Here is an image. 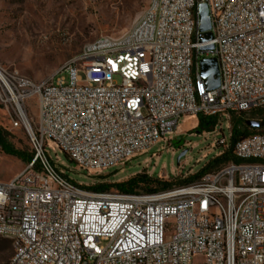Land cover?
<instances>
[{
  "label": "built area",
  "instance_id": "1",
  "mask_svg": "<svg viewBox=\"0 0 264 264\" xmlns=\"http://www.w3.org/2000/svg\"><path fill=\"white\" fill-rule=\"evenodd\" d=\"M200 3L209 8V42L200 41ZM204 58L218 62L213 91L200 75ZM0 104L35 153L0 181L9 264H195L197 256L264 264V132L236 141L238 162L149 193H88L45 150L54 145L79 169L102 172L167 143L184 117L203 115L217 117L204 134L223 154L232 135L223 119L264 108V0H149L129 31L87 43L50 79L0 65Z\"/></svg>",
  "mask_w": 264,
  "mask_h": 264
},
{
  "label": "rangeland",
  "instance_id": "2",
  "mask_svg": "<svg viewBox=\"0 0 264 264\" xmlns=\"http://www.w3.org/2000/svg\"><path fill=\"white\" fill-rule=\"evenodd\" d=\"M148 3L149 0H0V65L17 70L36 82L50 79L87 43L102 36L118 38L129 31ZM36 103L37 98L27 101L34 119ZM185 120L188 123L192 118L184 117L167 143L161 141L148 153L102 172L79 169L54 145H46L45 150L54 160L58 159L59 168L88 193H98L92 189L96 184L107 185L104 192L127 193L114 184L136 175L152 177L153 182L140 183L134 193H145L148 188L164 190L200 179L230 162L202 171L220 156L217 155L220 149L214 143V134H204L210 131L194 132L198 118L193 125L183 126ZM248 121L263 123L264 108L230 114L229 119H223L231 132L238 123L241 130L249 134L264 132V127L255 130ZM0 134V181H9L33 161L35 153L27 134L22 129L11 128L1 104ZM181 140L180 146L174 143ZM30 155L32 159L29 160ZM12 253L10 241L0 236V264H9ZM195 264H202L200 256L195 257Z\"/></svg>",
  "mask_w": 264,
  "mask_h": 264
},
{
  "label": "trees",
  "instance_id": "3",
  "mask_svg": "<svg viewBox=\"0 0 264 264\" xmlns=\"http://www.w3.org/2000/svg\"><path fill=\"white\" fill-rule=\"evenodd\" d=\"M197 118H198V125L196 128H194V132H197L200 134L204 131H212L214 129L216 122H217V117H214V116L206 117L203 115H198ZM239 125H240V123L236 124V126L234 127V130L232 132L230 148L227 151H225L223 154H221L220 156H217L212 161H210L203 168L202 171H206L207 169H209L213 165H217V164H220L222 162H227L228 160L235 161V162L239 161L233 155V152H232L233 146L239 138H242V137L249 134L248 132H245L244 130L242 131L241 128L239 127ZM261 127H264V121H263V123H261L259 125V127L255 128V130H257L258 128H261ZM0 141H1V134H0ZM174 143H176V144L179 143L178 146H180V144L182 143V140L181 141H175ZM7 150H9L10 152L15 153V154L18 153L13 148H10V149L8 148ZM28 159L29 160L32 159V155H30L28 157ZM142 182L149 184L150 182H153V178L149 177V176L136 175L134 177L129 178L126 181L119 182V183L114 184V185H116L123 192L134 193V191H135L134 188ZM106 186L107 185H105V184H96L94 187H92V189L98 193H101V192H104L105 190H107ZM163 187H165V185ZM155 191H157L156 188H148L145 191V193L155 192ZM6 247H8V245H6Z\"/></svg>",
  "mask_w": 264,
  "mask_h": 264
},
{
  "label": "water",
  "instance_id": "4",
  "mask_svg": "<svg viewBox=\"0 0 264 264\" xmlns=\"http://www.w3.org/2000/svg\"><path fill=\"white\" fill-rule=\"evenodd\" d=\"M199 20L200 26L199 30L202 32V36L200 38L201 42H209L212 40V33L210 32L211 29V20L209 16V8L206 3L199 4ZM213 45H208L201 47L202 51L205 50H212ZM200 75L202 80L204 81L206 91H213L217 89L220 85V74H219V67L218 62L215 58H204L200 60ZM247 124L253 128L259 127L260 123L256 121H248ZM183 155L180 154L178 160Z\"/></svg>",
  "mask_w": 264,
  "mask_h": 264
},
{
  "label": "bare ground",
  "instance_id": "5",
  "mask_svg": "<svg viewBox=\"0 0 264 264\" xmlns=\"http://www.w3.org/2000/svg\"><path fill=\"white\" fill-rule=\"evenodd\" d=\"M190 118H192V120H190L187 124L188 125H193V121H194V119H195V116H190Z\"/></svg>",
  "mask_w": 264,
  "mask_h": 264
},
{
  "label": "crops",
  "instance_id": "6",
  "mask_svg": "<svg viewBox=\"0 0 264 264\" xmlns=\"http://www.w3.org/2000/svg\"><path fill=\"white\" fill-rule=\"evenodd\" d=\"M195 119L197 120V116H195ZM186 124H187V121L185 120L184 123H183V126H185Z\"/></svg>",
  "mask_w": 264,
  "mask_h": 264
}]
</instances>
